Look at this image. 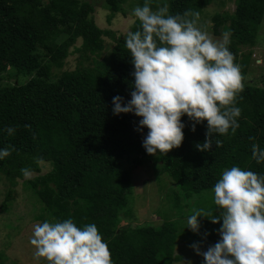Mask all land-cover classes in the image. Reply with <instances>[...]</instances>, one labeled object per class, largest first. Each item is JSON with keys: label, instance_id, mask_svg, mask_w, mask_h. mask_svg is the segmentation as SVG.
Instances as JSON below:
<instances>
[{"label": "trees", "instance_id": "1", "mask_svg": "<svg viewBox=\"0 0 264 264\" xmlns=\"http://www.w3.org/2000/svg\"><path fill=\"white\" fill-rule=\"evenodd\" d=\"M215 2L221 0H150V7L155 11L166 4L171 15L198 12L199 26L206 8ZM232 2L234 11L215 13L209 29L215 37L231 33L228 47L243 84L235 105L240 108L238 128L214 135L213 147L200 152L195 145L205 139L206 121L193 132L192 122L181 117V146L164 156H150L142 147L147 129H138L139 118L112 113V98L121 96L127 102L134 82L125 35L100 29L94 6L82 0H0V148L11 149L0 160V177L9 187L0 208H8L10 188L21 184L34 221L71 218L78 227L94 223L113 264H171L177 239L183 237L178 220L186 217L185 208L206 210L204 251L214 245L222 221L210 220L224 210L217 205L207 208L201 194L212 191L232 166L264 175V162L257 164L251 151L254 143L264 148V79H249L252 49L264 37L258 34L264 0ZM125 3L137 7L144 0H103L110 13L108 23L118 12L125 15ZM139 29L135 19L130 30ZM104 37L112 40L111 49ZM73 53L79 54L77 66L63 70ZM7 127H13L14 134H7ZM37 158L51 162L46 173L40 174ZM128 162L153 170L164 192L167 189L164 202L177 221L156 212L163 219L159 226L119 227L133 216V166L123 169ZM22 168H31L33 177L25 179ZM164 177L173 189L163 183Z\"/></svg>", "mask_w": 264, "mask_h": 264}, {"label": "clouds", "instance_id": "2", "mask_svg": "<svg viewBox=\"0 0 264 264\" xmlns=\"http://www.w3.org/2000/svg\"><path fill=\"white\" fill-rule=\"evenodd\" d=\"M132 15L140 29L127 31L124 46L134 82L127 102L121 96L112 98L113 115L131 113L139 118L138 129H147L142 147L150 156H164L181 146L185 127L181 117L192 122L193 132L206 121L205 139L195 147L208 152L214 135L234 133L239 126L240 108L235 105L243 84L240 66L228 47L230 31L215 39L198 26V12L171 15L166 4L154 11L150 0L133 9ZM4 131L12 135L15 129ZM251 151L257 164L264 162V148L254 143ZM10 152L0 148V160ZM35 162L41 168L51 166L43 158ZM20 171L25 179L34 175L31 168ZM212 191L215 205L224 210L210 220L212 224L222 221L219 240L203 252L193 243V252L203 258V264H264V175L232 166L222 172ZM198 218H205L202 210L187 218L186 228L193 233L199 230ZM32 229L29 243L34 255L47 264H113L94 223L78 227L68 218L39 222Z\"/></svg>", "mask_w": 264, "mask_h": 264}, {"label": "rangeland", "instance_id": "3", "mask_svg": "<svg viewBox=\"0 0 264 264\" xmlns=\"http://www.w3.org/2000/svg\"><path fill=\"white\" fill-rule=\"evenodd\" d=\"M87 3H91L95 10V23L100 29L111 30L117 35H126L127 31L130 30L135 17L132 15L133 7L130 3H125L122 5L125 15L120 12L113 15L110 22H107L110 13L103 5V0H82ZM234 5L232 0H221V2H215L214 4L208 6L205 10L204 17L199 26L204 25L203 31L208 32L215 39H219L221 36L215 37L212 34L210 19L215 13H232L234 11ZM264 20L260 27L259 35L264 34ZM259 37V36H258ZM262 41L252 49L253 55L251 56L250 66V76L249 79H264V37L261 38ZM105 46L111 49L113 42L110 38L104 37ZM79 45V43L77 44ZM246 53V50H243ZM78 53H73L69 55L66 59V65L63 70L72 71L77 66ZM6 82L3 80L2 83ZM130 162L124 164L123 169L127 170L130 167ZM133 166V165H131ZM49 168H43L40 174L46 173ZM131 183L133 185V193L130 200L132 201V219L120 222L119 227H143L150 226L156 227L161 225L163 219L157 218L155 215L158 213L161 216L167 215L169 219L178 220L175 212L169 213L167 201L164 202V197L166 199V190L161 187L160 183L156 181L155 174L149 166L132 167L131 169ZM0 205L4 201L6 196V191L9 188L7 182L4 178L0 177ZM170 179L164 177L163 183L168 189H173V183L169 182ZM12 192L11 203L6 210L0 208V264H47V261L43 258H38L34 255L35 249L29 243V239L32 235L33 224L39 223L32 219V214L29 213L31 207L29 200H26L25 192L23 191V186L21 184L16 187L10 188ZM164 192V195H163ZM202 195V203L205 206L210 207L215 205L214 203V193L213 191L204 192ZM196 201V198H195ZM191 202V201H190ZM193 202V200H192ZM191 202V203H192ZM193 209L188 211L185 208L184 215L185 218L178 220V228L182 231L183 237L177 239L173 251V260L171 264H182V261H191L192 264H201L203 258L197 256L190 245L193 243L200 245L201 252L205 249V237L208 234L209 225L206 220V210L203 209L202 215L205 218H198L200 227L197 233H193L186 227L187 218L193 214ZM207 222V223H206ZM206 234V235H205Z\"/></svg>", "mask_w": 264, "mask_h": 264}]
</instances>
